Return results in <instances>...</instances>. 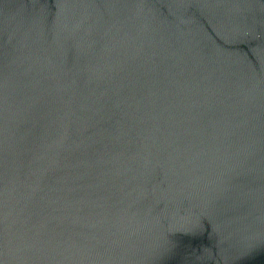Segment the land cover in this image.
I'll use <instances>...</instances> for the list:
<instances>
[{
	"label": "water",
	"instance_id": "water-1",
	"mask_svg": "<svg viewBox=\"0 0 264 264\" xmlns=\"http://www.w3.org/2000/svg\"><path fill=\"white\" fill-rule=\"evenodd\" d=\"M0 264H264V0H0Z\"/></svg>",
	"mask_w": 264,
	"mask_h": 264
}]
</instances>
